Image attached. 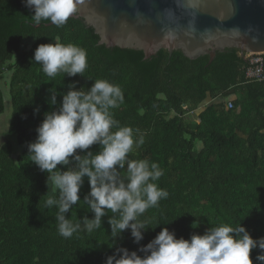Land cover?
Returning <instances> with one entry per match:
<instances>
[{
    "label": "trees",
    "instance_id": "obj_1",
    "mask_svg": "<svg viewBox=\"0 0 264 264\" xmlns=\"http://www.w3.org/2000/svg\"><path fill=\"white\" fill-rule=\"evenodd\" d=\"M32 15L23 0H0V79L10 72L11 104L8 139L0 145V264H104L117 247L137 251L164 227L178 239H190L210 227L240 223L253 239L264 237V80L246 78L250 63L238 49L217 51L211 62L207 54L190 59L163 48L145 58L141 50L98 44V35L79 17L57 27L45 25L48 21L36 26ZM57 36L62 44L86 50L84 76L48 77L34 62L35 49L55 43ZM22 40H31L30 46L21 49ZM97 79L121 87L124 103L111 110L114 119L139 129L145 140L129 159L157 163L163 175L155 183L169 193L140 217L150 229L139 245L130 231L113 240L110 210L100 229L61 237L56 207H44L58 193L28 155L27 145L35 141L44 114L62 102L58 95L57 105L50 107V90L63 94L75 83L86 91ZM231 95L232 108L226 109ZM207 98L227 100L199 109ZM34 108L39 112L34 114ZM3 111L0 88V115ZM100 150L99 145L89 149L93 155ZM60 170L66 167L58 165L55 171ZM120 172L124 176L126 169ZM89 191L85 177L81 200L67 214L73 223L93 217L83 200ZM260 251H252L253 264H260L255 259Z\"/></svg>",
    "mask_w": 264,
    "mask_h": 264
},
{
    "label": "clouds",
    "instance_id": "obj_2",
    "mask_svg": "<svg viewBox=\"0 0 264 264\" xmlns=\"http://www.w3.org/2000/svg\"><path fill=\"white\" fill-rule=\"evenodd\" d=\"M23 3L34 12L30 17L34 24L48 21L60 27L86 0H23ZM249 55L255 54L242 56L250 61ZM33 59L48 77L59 73L69 77L84 76L88 67L86 50L62 44L59 36L55 43L39 45ZM68 87L63 94L50 90L46 103L50 107L57 105L58 95H62V102L58 109L44 114L36 128L35 141L27 145L32 163L47 173V186L50 182L52 191L58 193V197L49 196L44 207H56L57 231L65 239L80 231L92 233L100 229L102 218L110 210L113 215L107 222L113 240L130 231L133 242L139 245L144 232L150 229L148 221L140 217L148 209L158 207L169 195L155 183L163 170L146 159H129V154L145 140L139 129L121 126L114 119L111 110L124 103L119 85L97 79L86 91L77 89L75 83ZM38 112L39 108H34V114ZM9 128L8 122L7 130L0 131V137L6 135ZM92 145H99L101 149L95 155L89 151ZM58 165L65 166L66 170L55 171ZM125 169V175L121 176L120 170ZM85 177L90 191L83 200L94 215L92 218L84 216L82 224L73 223L67 214L81 200L79 193ZM198 226V223L192 224L193 228ZM257 248L261 251L255 259L264 264V237L253 239L240 223L210 227L203 235L192 234L190 239H178L174 231L164 227L137 251L117 247L105 258L104 264H253L251 253Z\"/></svg>",
    "mask_w": 264,
    "mask_h": 264
},
{
    "label": "water",
    "instance_id": "obj_3",
    "mask_svg": "<svg viewBox=\"0 0 264 264\" xmlns=\"http://www.w3.org/2000/svg\"><path fill=\"white\" fill-rule=\"evenodd\" d=\"M71 17L92 27L98 44L145 58L161 48L209 62L227 48L264 53V0H86Z\"/></svg>",
    "mask_w": 264,
    "mask_h": 264
},
{
    "label": "rangeland",
    "instance_id": "obj_4",
    "mask_svg": "<svg viewBox=\"0 0 264 264\" xmlns=\"http://www.w3.org/2000/svg\"><path fill=\"white\" fill-rule=\"evenodd\" d=\"M31 44V40L29 41H21L20 43V47L21 49H26L30 46ZM9 78H10V72L6 71L3 72L2 77L0 79V88L2 90L3 93V98H4V111L3 113L0 115V131H6L7 130V125L8 122L10 120V116H11V104H10V95L8 93V82H9ZM228 99V98H227ZM227 99L224 100H210L209 98H207L204 102H202L200 104V108L202 109V106L204 104H208V102H226ZM199 111H196V113H198ZM8 139L7 134L0 137V145L5 142ZM16 147L18 148V146L16 145ZM200 147V145L198 146V148Z\"/></svg>",
    "mask_w": 264,
    "mask_h": 264
},
{
    "label": "built area",
    "instance_id": "obj_5",
    "mask_svg": "<svg viewBox=\"0 0 264 264\" xmlns=\"http://www.w3.org/2000/svg\"><path fill=\"white\" fill-rule=\"evenodd\" d=\"M250 56V65L245 71V76L248 80L251 81H262L264 80V69L262 63V57L260 54L249 55ZM232 108V101L228 100L226 102V109Z\"/></svg>",
    "mask_w": 264,
    "mask_h": 264
},
{
    "label": "crops",
    "instance_id": "obj_6",
    "mask_svg": "<svg viewBox=\"0 0 264 264\" xmlns=\"http://www.w3.org/2000/svg\"><path fill=\"white\" fill-rule=\"evenodd\" d=\"M228 99H231V100L234 99V95H231L230 97H228Z\"/></svg>",
    "mask_w": 264,
    "mask_h": 264
}]
</instances>
